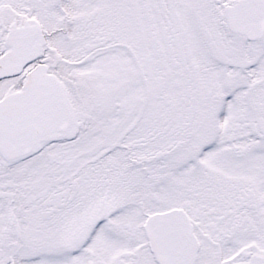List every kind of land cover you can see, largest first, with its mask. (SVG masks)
Segmentation results:
<instances>
[{"label":"snow or ice","instance_id":"1","mask_svg":"<svg viewBox=\"0 0 264 264\" xmlns=\"http://www.w3.org/2000/svg\"><path fill=\"white\" fill-rule=\"evenodd\" d=\"M0 264H264V0H0Z\"/></svg>","mask_w":264,"mask_h":264}]
</instances>
